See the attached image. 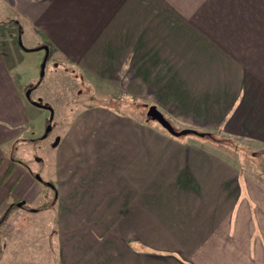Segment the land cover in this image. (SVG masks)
I'll list each match as a JSON object with an SVG mask.
<instances>
[{
    "label": "crops",
    "instance_id": "1",
    "mask_svg": "<svg viewBox=\"0 0 264 264\" xmlns=\"http://www.w3.org/2000/svg\"><path fill=\"white\" fill-rule=\"evenodd\" d=\"M0 14L16 38L0 39V224L27 193L43 196L10 158L28 122L11 64L27 31L33 50L183 128L264 147V0H0ZM55 151L57 264H264V168L108 104L83 108Z\"/></svg>",
    "mask_w": 264,
    "mask_h": 264
},
{
    "label": "rangeland",
    "instance_id": "2",
    "mask_svg": "<svg viewBox=\"0 0 264 264\" xmlns=\"http://www.w3.org/2000/svg\"><path fill=\"white\" fill-rule=\"evenodd\" d=\"M0 31L3 44L8 40L10 45L15 46L16 38L7 37L8 29L0 25ZM20 44L22 48L19 47L21 54L20 60L16 62L17 66L10 62L14 69H18V76L25 83L28 122L24 138L10 153V158L13 157L21 163L25 175L33 178L35 184L42 190L43 196L33 201V192L27 193L28 203L21 207L20 203H16L11 207L12 211L8 218L0 224V263L20 261L57 264V205L53 203L51 184L55 182L57 159L55 147L65 126L72 122L83 108L108 104L121 114L131 116L142 123L153 122L160 130L170 134L147 116L149 107L155 106L153 102L149 103L139 98L136 100L123 91L100 85L77 68L56 59L52 52L47 55L43 49L33 50V45L37 44L28 36V31L21 35ZM35 102L52 108L53 114L48 108L36 106ZM158 110L177 131L193 129L183 128L173 117L160 108ZM197 131L207 133L209 136L202 139L190 135L176 139L203 141L210 148L224 150L243 171L250 174L253 172V175L255 171L264 168L263 146L226 136L221 131ZM17 173H20V169L15 168L12 174ZM12 180L13 178L9 181V186ZM17 190L12 191V204L21 192L20 186ZM30 190L32 189L28 188L27 191ZM44 204L46 211L42 207ZM37 210L39 212H35Z\"/></svg>",
    "mask_w": 264,
    "mask_h": 264
},
{
    "label": "water",
    "instance_id": "3",
    "mask_svg": "<svg viewBox=\"0 0 264 264\" xmlns=\"http://www.w3.org/2000/svg\"><path fill=\"white\" fill-rule=\"evenodd\" d=\"M21 45V44H20ZM47 55H49V52L47 50ZM45 67V64L43 66V69ZM30 94H27V97L29 98ZM36 106H41V107H45L48 108V106H44L40 103L35 102L34 103ZM48 110H50V112L53 114V110L52 108H48ZM147 116L154 122H157L164 130H166L171 136L175 137V138H181V137H185V136H196L199 138H206L209 136V134H205V133H200L196 130H191V129H185L182 131H177L173 125L166 119V117L158 110V108L156 106H151L148 109V113ZM24 203V202H23ZM23 203H20L19 206H22Z\"/></svg>",
    "mask_w": 264,
    "mask_h": 264
},
{
    "label": "trees",
    "instance_id": "4",
    "mask_svg": "<svg viewBox=\"0 0 264 264\" xmlns=\"http://www.w3.org/2000/svg\"><path fill=\"white\" fill-rule=\"evenodd\" d=\"M115 109V108H114ZM116 110V109H115Z\"/></svg>",
    "mask_w": 264,
    "mask_h": 264
}]
</instances>
